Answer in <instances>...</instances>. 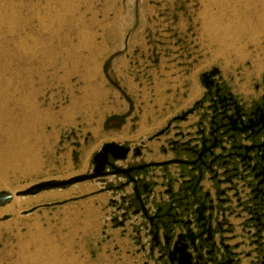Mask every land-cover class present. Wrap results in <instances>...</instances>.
<instances>
[{
	"label": "rangeland",
	"instance_id": "rangeland-1",
	"mask_svg": "<svg viewBox=\"0 0 264 264\" xmlns=\"http://www.w3.org/2000/svg\"><path fill=\"white\" fill-rule=\"evenodd\" d=\"M213 69L262 94L264 0H0V193L90 173L104 141L165 127ZM101 187L20 196L0 264H147Z\"/></svg>",
	"mask_w": 264,
	"mask_h": 264
},
{
	"label": "water",
	"instance_id": "water-1",
	"mask_svg": "<svg viewBox=\"0 0 264 264\" xmlns=\"http://www.w3.org/2000/svg\"><path fill=\"white\" fill-rule=\"evenodd\" d=\"M200 82L205 90L204 98L193 110L175 119L187 122L188 117L197 112L199 121L189 127L186 135H180V138H187V141L170 143L171 150L177 157L176 161L162 164L165 167L171 163L179 165L178 178H171L167 168L164 170L161 187L168 189L165 192L169 196L167 201L163 200L162 193L155 196L158 183L146 181L149 166L121 168L131 150L127 145L116 142L103 144L93 155V169L90 173L65 181L42 182L17 196H33L86 182L100 184L104 191L108 186V176L122 177L133 184V194L130 197L135 211L132 214L141 215L146 220L144 228L148 229V224L150 226L148 235L152 237V256L157 249L161 254L159 259L164 260V264H241L240 260H234L236 255L225 244L223 235L228 231L218 219L223 208L230 203L227 194L236 190L237 181L243 184L242 194L245 195L243 200L239 199V202L242 201L240 205L244 212L253 216L244 226L254 225L256 230L253 235L256 237L258 254L256 264H264V78L261 84L262 94L256 99L253 112L246 123L242 120L238 99L221 82L218 69L202 74ZM165 132L159 135H164ZM249 139L252 140V145H244L243 141ZM139 154L136 150L133 156ZM140 174L144 175L143 179H139ZM205 182L211 184L214 194L211 190L206 191L203 185ZM174 184H179L177 193L173 191ZM225 186L229 188L222 189ZM246 190L250 192L246 194ZM238 196L239 193L234 195L235 198ZM176 197L179 199H174ZM12 198L11 194L0 193V207L10 204ZM174 203L181 210V216L187 219L180 224L174 222L182 229L178 237L174 232L173 219L177 218ZM35 210L24 214H31ZM119 226L122 227L123 223ZM161 230L164 242L160 239ZM175 239L177 241L173 245Z\"/></svg>",
	"mask_w": 264,
	"mask_h": 264
},
{
	"label": "flooded vegetation",
	"instance_id": "flooded-vegetation-1",
	"mask_svg": "<svg viewBox=\"0 0 264 264\" xmlns=\"http://www.w3.org/2000/svg\"><path fill=\"white\" fill-rule=\"evenodd\" d=\"M221 82L224 84V86H226L228 91L232 92L231 88L222 79ZM204 95L205 90L200 100L196 101L191 107L181 111L180 113H177L167 122L165 127L150 132L148 137L143 138L142 140H126L124 142L113 141L116 143L125 144L131 150L127 160L121 164V168L130 169L140 166H149L147 175H145L146 181L158 183L159 186L155 190V196L159 193H162V198L165 201L169 199V196L165 193L168 191V189L165 186L161 187V184L163 183L162 176L164 175V170L167 168V173L171 178H178L179 173V165L176 163H171L166 167L162 166L163 163L176 161L177 157L175 153L172 152V146H170V143H182L187 141V138L182 139L180 138V135H186V133L189 131V127L199 121V115H196L197 112L195 115H190L187 122H179L175 121V119L189 110H193L195 105L204 98ZM233 95L238 99V105L242 110V120L246 123L250 119L254 109V104L256 103V99H258V97L256 98V96L252 95L246 97L243 94L238 93L237 95L233 93ZM181 124H186L187 126L183 128L180 126ZM163 131H166L165 134L159 135ZM243 144L246 146H251L252 140L249 139L246 140V142L243 141ZM136 150H138L140 154L138 156H133ZM147 157H149V160L146 159ZM158 159L161 160L158 161ZM143 176V174H140L139 179H143ZM107 179L109 181L106 190L103 191L100 189L99 194L106 193L111 195L112 198L109 200V204L120 205L121 218L123 215H125V218H123L118 224L120 225V223H123L122 227L129 234L130 238L133 235L135 239L133 240L135 241L136 247L139 248L140 252L145 255L147 264H164V260L160 261L159 259L161 256L159 250L156 249L153 256L150 254L152 237L148 235L150 231L149 224L147 227L148 229L144 228V223H146V220L142 218L141 215L134 216L132 214V211H135L132 209V198L130 197L133 194V184L129 183L127 179L113 175L108 176ZM136 179L138 180V178ZM235 184L237 185L236 190L228 192L227 194V197L231 201L223 208L224 210L222 213H220L218 219L223 224V228L228 231L223 235V237L226 239L225 244L230 246L232 248V252L236 255L234 260H240L241 264H256V258L258 257V254L256 253V237L253 236L254 233H256V230L253 227L254 225L248 227L244 226L245 222L248 219L253 218V216H250L244 212L243 206L240 205L242 201L239 202V199L243 200L245 198V195L242 194L243 184L237 181H235ZM203 185L206 188V191L211 190L212 194H214V190L211 189V184L209 182H205ZM178 186L179 184H174V193H177ZM225 188H229V186L222 187V189ZM249 192V190H246L245 193L248 194ZM236 193H239L240 196L235 198L234 195ZM174 199L179 198L176 197ZM223 199H225V197ZM173 206L176 207L174 213L177 215V218L173 219V223L178 222L180 224L181 221H186L187 219L185 216H181V210L177 208V204L174 203ZM178 223H174V232L175 236L177 237L178 235H181L182 231ZM249 232H251V235H248ZM159 233L161 241L164 242L163 231L161 230ZM176 241L177 239L174 240L173 245Z\"/></svg>",
	"mask_w": 264,
	"mask_h": 264
},
{
	"label": "crops",
	"instance_id": "crops-1",
	"mask_svg": "<svg viewBox=\"0 0 264 264\" xmlns=\"http://www.w3.org/2000/svg\"><path fill=\"white\" fill-rule=\"evenodd\" d=\"M221 79L223 80V77H221ZM228 85V84H227ZM128 86H130V88H135L136 86L135 85H131L130 83H129V85ZM230 88H231V90H232V92L235 94V95H237V93L238 94H241V93H239V92H236L230 85H228ZM194 87L192 86L191 87V90H192V93L190 94V95H188L187 96V100H185L184 101V105H185V108H184V105H183V108H182V103L180 104V106L179 107H181V109L182 110H185V109H187V108H189V107H191L196 101H198V100H200L201 99V97L203 96V94H204V89H203V87H202V85L200 86V91H198L197 92V95H195V92H194ZM244 95V94H243ZM244 96H246V95H244ZM248 96H251V95H247L246 97H248ZM190 100L191 101H193V102H191L190 103ZM190 103V104H189ZM178 112H174L173 114H171V118H168L169 120L170 119H172L176 114H177ZM115 116H117V115H120L119 113L118 114H114ZM168 120V121H169ZM181 127H186L187 125L186 124H181L180 125ZM150 135V133L149 132H147V133H145L144 135H142V136H140L137 140H142L143 138H146V137H148ZM114 140H107V141H104L101 145H100V147L97 149V150H95L94 151V154L95 153H97L99 150H100V148L102 147V145L103 144H105V143H110V142H113ZM155 147V146H154ZM156 150H157V148H156ZM146 159H148L149 160V157H147ZM159 160H161V159H158V161ZM109 181V180H108ZM98 194H99V191H98ZM112 197H111V195H109L108 194V200H110ZM113 221H115V220H113ZM125 230V229H124ZM128 236H129V234H128ZM130 237V236H129ZM132 237H133V235H132ZM134 238V237H133ZM131 239V238H130Z\"/></svg>",
	"mask_w": 264,
	"mask_h": 264
},
{
	"label": "bare ground",
	"instance_id": "bare-ground-1",
	"mask_svg": "<svg viewBox=\"0 0 264 264\" xmlns=\"http://www.w3.org/2000/svg\"><path fill=\"white\" fill-rule=\"evenodd\" d=\"M30 187H32V186H30ZM23 191H25V190L22 188V189H19V190L17 189L16 191H14V192L11 193L12 194V197H13L11 203L10 204H7L5 206L0 207V219L1 218H5L9 211H11V210H12V212L15 211V209H14L15 208V203L20 202L23 199L22 197L17 196V194H19L20 192H23ZM54 197H56V196H54ZM58 197H61V196H58ZM21 209L19 208L20 212H22Z\"/></svg>",
	"mask_w": 264,
	"mask_h": 264
}]
</instances>
